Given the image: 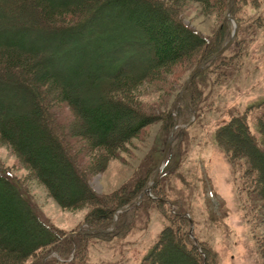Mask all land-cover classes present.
I'll return each mask as SVG.
<instances>
[{
  "label": "rangeland",
  "instance_id": "rangeland-1",
  "mask_svg": "<svg viewBox=\"0 0 264 264\" xmlns=\"http://www.w3.org/2000/svg\"><path fill=\"white\" fill-rule=\"evenodd\" d=\"M150 1L166 3L168 0ZM231 1L183 0V5H177L174 8L177 18L210 43L198 47L199 52L191 58L150 73L152 52L148 35L137 23L141 20L138 15L126 8L103 5L87 14L69 19L63 17L54 27L45 24L31 0H0V33H4V39L16 38L10 32L21 27L29 31L25 48L34 46L40 50L37 63L48 58L60 69L68 68V64L71 68L73 64L76 70L85 64L82 75L70 86V93L77 96L79 102L85 106L101 103L107 93L120 96L150 117L134 138L112 148L106 156L74 136L78 134L72 129L77 120L65 105L53 100L51 95L36 92L29 86L28 79L15 80L9 74H0V122L9 125L12 120H7L12 116H18L21 122L24 116H33L36 112L40 124L48 123L62 140L70 160L85 169L91 191L105 199L104 205L82 199L75 205L62 207L60 201L50 196L45 186L34 178L28 165L10 145L0 139V170L18 182L43 222L59 231L61 241L65 237L81 240L76 251L66 258L60 256L62 242L58 240L32 253L21 264H35L42 254L40 264H140L163 227L174 225L170 223V219L175 221L173 213L190 221L188 232L197 244L209 251L208 255L205 253L209 264H264V207L260 210L258 202L253 200L252 185L256 186V182L250 185L240 162L231 164L215 141L218 128L235 115H245L252 136H257L254 120L258 107L251 106L264 99V0H234L229 13L237 24L234 40L219 55V61L212 59L204 64V71L192 78L191 88L182 94L186 96L187 92L195 91L197 113L189 126L174 123L168 130L165 124L168 112L174 116L177 112L176 108H171L173 104L182 108L177 96L186 78L212 47L215 50L217 45L224 46L229 41L233 26L225 14ZM131 8L133 12L143 11L145 5L132 0ZM68 26L72 28L70 32L64 31ZM212 61L214 63L206 67ZM118 67L127 70L133 81H129L130 87L121 93L112 90L113 74ZM204 84L207 89H203ZM174 125L176 129L168 148V154L173 153L170 159L168 154L164 157L156 175L157 178L166 160L170 162V173L166 171L158 187L159 197L152 195L150 189L148 193L142 192L143 196L134 204L137 209L126 216L128 222L117 221L118 213L130 205L118 208L112 227L102 230L105 232H86L93 229L86 224V218L94 209H104L117 197L127 194L157 161L156 169ZM178 131L184 132L181 142L175 141ZM41 136L43 139L42 131ZM61 166L56 172L68 178L65 167ZM156 178L153 183L151 179L150 188ZM50 180L54 184L52 177ZM58 181L54 190L59 197H65ZM66 184L67 188L74 187L72 181ZM144 195L155 199L156 203L141 202ZM26 221L27 218L22 219L23 235L34 229ZM122 224L123 230L118 233ZM3 241L1 243L7 248L9 243ZM2 259L7 260V257L0 253V264Z\"/></svg>",
  "mask_w": 264,
  "mask_h": 264
},
{
  "label": "trees",
  "instance_id": "trees-1",
  "mask_svg": "<svg viewBox=\"0 0 264 264\" xmlns=\"http://www.w3.org/2000/svg\"><path fill=\"white\" fill-rule=\"evenodd\" d=\"M31 1L38 8L46 22L45 24L54 27L57 25L56 23H60L59 20L63 17L69 19L72 16L87 14L90 10L94 11L95 8L99 9L103 5L115 4L120 8H126L131 14H137L138 18L141 19L137 23L142 31L148 35L151 44L152 58L149 66L150 71H148L150 73L191 58L199 52L198 47L210 43L198 37L196 33L177 18L174 8L179 4L183 5V0H168L166 3L137 0L145 5V9L138 12H133L134 9L131 8L132 0ZM71 29L68 26L63 30L70 32ZM10 34L16 36V38L4 39V33H0V74H9L15 80L28 79L29 86H33L36 92L39 91L40 93L41 91L42 95H51L53 100L55 99L56 102L65 105L72 117L77 120L72 129L78 131V134L74 136L85 141L90 149H98L104 155L109 156L112 148H118V146L127 143L129 139L134 138L148 124L149 115L142 113L120 96L106 95L107 93H105L101 103L96 102V104L85 106L86 104L77 100V96H72L70 93V86L84 72L85 64L78 66V70H76V68H73V64L71 68L68 64L69 69H60L52 59L48 60V58L37 63L36 59H38L40 50L34 46L28 49L25 48L29 31L18 27ZM222 46V43L219 46L217 45L215 50L212 47L209 54L202 58V62L213 56ZM220 56L214 59V62L219 61ZM214 62L208 63L206 67ZM64 71L65 74H63ZM202 71L194 77H197ZM127 72L121 67L115 69L112 90L121 93L120 91L123 92L130 87L129 81H132L130 80L132 78L129 72L127 75ZM88 81L91 83L90 79ZM191 85L190 82L186 90L191 88ZM202 87L207 89V84L202 85ZM24 91L27 92L28 90L25 89ZM193 95H195V91L191 90L189 93L187 92L186 96L179 98L182 108L178 104H173L171 108H176L177 112L174 116L169 111L165 117L168 130L174 123L178 126L181 124L190 125L193 115L198 111L197 101H195ZM255 106L258 107L254 120V131L257 136H252L245 115H231L229 121L221 125L216 131L215 141L218 147L225 151L231 164L240 162L243 173L248 178V183L252 185L251 182H256V186H254L255 184L252 185V196L253 200L258 202V208L259 206L261 208L264 207V99L251 107ZM44 109L45 111L48 109L46 102L44 103ZM32 114L33 116H24L25 119L22 118L24 120L21 122L18 116L8 118V122L12 120L9 125L4 124L3 121L0 122V139L10 145L12 150L28 165L34 178L45 186L50 196L60 201L62 207L75 205L82 199L93 202V204L102 205L103 203L104 205L105 199L91 191L85 169L78 167L76 163L74 164L70 160L71 157L67 154L64 148L65 145L54 134L52 127L48 123L42 122L43 124H40L36 112ZM183 118L185 119L184 123ZM182 133L184 132L178 131L176 133L175 141H182L180 137ZM43 150L48 154L47 158H44L46 154L42 152ZM171 153L173 151L167 153L169 155L168 159L171 158ZM91 158L89 157L90 160ZM55 160L60 164L57 165L54 162ZM156 162L146 172L147 174L128 190L127 194L117 197L113 204L104 209H94L91 215L86 218V224L93 229L105 230L110 228L113 225L114 213L118 208L130 205L127 210L118 213L117 221L119 223V220L122 219L124 222H128L126 216L137 209L138 206H134V204L140 194L151 183ZM169 163L167 160L165 161V165L150 188V193L157 198L161 193L158 190L159 184L166 177V171L170 173ZM61 165L65 167L69 175L68 178L61 175L60 172H56L60 169L59 167H62ZM55 172L58 174L57 176ZM50 177L56 183L57 180L61 182L60 188H63L65 197H59L60 194L53 187L56 186V183L52 184ZM67 181H72L74 187L67 188ZM146 196L144 195L141 202L149 200L152 203L156 201L154 198L153 201L149 197L146 198ZM173 215L176 222L170 219V223H174V225L163 227L156 243L149 249L140 264H209L206 260L209 251L197 244L188 232L190 221L179 213H173ZM22 217L27 218L28 224L33 225L34 229L30 230L32 233H24L23 235L22 227L24 223H22ZM117 222L116 226L119 227ZM122 230L123 224L118 233ZM96 236H104V234ZM60 237L58 230L43 222L36 207L25 195L18 182L11 179L5 171L0 170V253L1 256L5 255L7 257V260L2 259V264H21L20 262L32 253L49 247L60 240ZM79 239V237H65L62 241L60 240L62 242L59 250L60 256L66 258L71 252L76 251L81 244ZM3 240L9 243L7 248L4 243H1ZM43 255L37 259L35 264H40ZM44 264L46 263L44 262Z\"/></svg>",
  "mask_w": 264,
  "mask_h": 264
},
{
  "label": "water",
  "instance_id": "water-1",
  "mask_svg": "<svg viewBox=\"0 0 264 264\" xmlns=\"http://www.w3.org/2000/svg\"><path fill=\"white\" fill-rule=\"evenodd\" d=\"M233 2H234V0L231 1V4L229 5V7H228V9H227V11H226V14H225L226 19H227L228 21H230L231 24H232V26H233V29H232L231 36H230L229 41H228V42H227L222 48H220V50H219L217 53H215L211 58H209V59H207L206 61L202 62L200 65H198V66H197V67L191 72V74L186 78V80H185V82H184V84H183V86H182V88H181V90H180V92H179L177 98H179V97L182 96L183 92H184L185 89L188 87V85H189L190 81L192 80V78H193L197 73H199V72L202 70L204 64H206L208 61H210V60H212V59L217 58L222 52H224V51H225V50L231 45L232 41L234 40V38H235V36H236V33H237V24H236V21L234 20V18H232V17L229 15V13H230V9H231V5H232ZM175 129H176V125H174V127L172 128V130L170 131V134H169V136H168V138H167V140H166V145H165V148H164V153H163V156H162V158L160 159V161H159V163H158V165H157V167H156V169H155V171H154L155 174H154V178L152 179V183H153L154 179L156 178V175L158 174V172L160 171V169H161V167H162V161L164 160V157H165V156L167 155V153H168V148H169V145H170V143H171V141H172V137H173V133H174ZM149 189H150V186H149L148 188H146V189L143 191V193H148V192H149ZM142 196H143V194H140L139 199H140ZM119 211H120V210H119ZM115 215H116V214H115ZM115 218H116V217H115ZM86 232H97V233L100 232V233H102V232H105V231L98 230V229H88Z\"/></svg>",
  "mask_w": 264,
  "mask_h": 264
}]
</instances>
